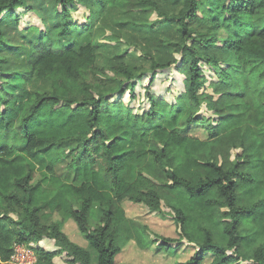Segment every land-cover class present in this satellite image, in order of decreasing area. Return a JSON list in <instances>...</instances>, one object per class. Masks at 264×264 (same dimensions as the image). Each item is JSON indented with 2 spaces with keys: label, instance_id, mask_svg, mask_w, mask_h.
I'll list each match as a JSON object with an SVG mask.
<instances>
[{
  "label": "trees",
  "instance_id": "16d2710c",
  "mask_svg": "<svg viewBox=\"0 0 264 264\" xmlns=\"http://www.w3.org/2000/svg\"><path fill=\"white\" fill-rule=\"evenodd\" d=\"M71 1L59 0L65 33L80 25ZM92 1L96 15L152 7L160 22L175 23L181 41L168 43L180 58L151 56V69L177 65L185 90L169 102L148 86L149 107L134 109L123 94L135 96L144 73L119 61L115 76L101 75L98 45L88 42L34 44L20 78L46 79L49 88L8 91L13 75L0 57V264L15 245L45 238L56 248L37 245L36 264H57L59 254L67 264H118L135 242L175 254L165 264H264V25L254 22L264 0H175L172 13L154 0ZM25 6L0 0V49L4 15ZM201 61L214 70L211 91L202 90ZM110 84V94L99 93ZM163 200L179 237L131 216L129 207L162 211ZM95 203L102 216L92 225ZM69 218L89 247L64 231ZM181 247L192 254L181 259Z\"/></svg>",
  "mask_w": 264,
  "mask_h": 264
},
{
  "label": "rangeland",
  "instance_id": "374dc122",
  "mask_svg": "<svg viewBox=\"0 0 264 264\" xmlns=\"http://www.w3.org/2000/svg\"><path fill=\"white\" fill-rule=\"evenodd\" d=\"M154 1L166 13L176 12L181 6V3L175 0ZM92 2V0H73L69 3L72 18L80 23L69 33L62 30L63 5L59 0H26L29 6L19 7L14 15L13 13L4 15L2 26L5 38L0 49V57L2 70L13 75L8 78V91L20 92L24 88L45 91L49 88L50 83L46 79L24 82L20 78L21 74L29 69L27 66L29 51L31 50V53L34 50V44L46 43L58 50L68 43H74L76 47H80L88 42H94L99 48L97 65L101 75L115 76L112 68L119 61L136 65L144 73L142 80L136 85L135 96H131L129 91L123 94V101L129 106L134 109L149 107L146 89L148 86L152 92L163 95L167 101L175 102L185 90V71L176 65L153 72L151 56L159 62H167L174 57L180 58V53L168 43L181 41L177 25L172 22H160L161 16L152 7L121 11L108 6L102 13L96 15L92 11L97 6ZM254 22L258 26L264 25V11L254 19ZM201 65L205 78L202 90L207 88L211 91L216 78L214 70L204 61H201ZM152 75L155 78L151 82ZM113 88L114 85L110 84L102 87L99 93L110 94ZM118 97L119 93H114L111 100ZM59 169L64 171L65 164H61ZM2 207L3 203L0 201V208ZM129 210L131 216L136 217L140 223L149 225L152 230L158 231L161 235L179 237L180 229L171 216L173 211L167 201L163 200L162 211L151 212L146 206L137 207L134 210L129 207ZM13 215L16 216V214ZM101 216L102 212L95 203L90 218L91 224H97ZM1 226L8 227L9 224L3 222ZM64 231L71 239L89 247L88 241L81 235L72 218L68 219ZM45 239L47 241H44V247L56 248L53 239ZM146 245L148 248H143L135 242L120 256L118 264H126L127 260H129L127 264H165L173 261L175 254L165 250L158 251L157 245L152 242H147ZM180 249L178 256L181 259L188 258L193 252L186 247ZM138 252L139 256L136 259L135 256L131 257ZM55 261L58 264H67L62 254L57 255Z\"/></svg>",
  "mask_w": 264,
  "mask_h": 264
},
{
  "label": "built area",
  "instance_id": "2783aa9c",
  "mask_svg": "<svg viewBox=\"0 0 264 264\" xmlns=\"http://www.w3.org/2000/svg\"><path fill=\"white\" fill-rule=\"evenodd\" d=\"M44 239L38 243L43 245ZM37 242H30L28 244L15 245L14 254L11 258L13 264H36L35 247L39 245ZM44 246V245H43Z\"/></svg>",
  "mask_w": 264,
  "mask_h": 264
},
{
  "label": "crops",
  "instance_id": "0c3cea01",
  "mask_svg": "<svg viewBox=\"0 0 264 264\" xmlns=\"http://www.w3.org/2000/svg\"><path fill=\"white\" fill-rule=\"evenodd\" d=\"M44 241H47V240H46V239H44V240H43V242H44ZM51 247H52V245L50 246V248H51ZM57 264H58V263H57Z\"/></svg>",
  "mask_w": 264,
  "mask_h": 264
}]
</instances>
